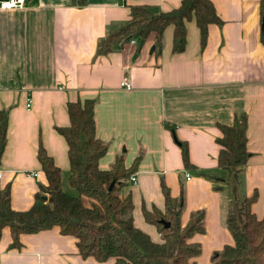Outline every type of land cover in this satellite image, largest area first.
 Here are the masks:
<instances>
[{
    "label": "crops",
    "instance_id": "1",
    "mask_svg": "<svg viewBox=\"0 0 264 264\" xmlns=\"http://www.w3.org/2000/svg\"><path fill=\"white\" fill-rule=\"evenodd\" d=\"M179 1L23 0L21 7L0 8V110L7 112L0 189L8 188L13 211L31 207L46 184L35 156L39 143L61 172V190L75 194L66 181V142L55 127L68 126L67 102L93 98L94 134L107 144L97 167L107 170L121 153L125 167L135 160V184L124 186L121 194L131 198L132 225L151 241L161 242L160 236L141 209L163 212V183L173 199L181 191L179 225L191 212L203 210V232L188 239L200 245L196 264H212L213 251L232 243L224 224L227 171L216 165L215 138L220 136L217 124H231L242 115L250 156L236 192L249 196L255 191L251 212L255 218L264 215V20L259 0H209L221 23L207 25L202 49L191 19L184 24L181 52H172V26L167 25L157 47L148 34L96 53L97 42L128 19L131 6L159 13ZM122 77L128 89L120 86ZM180 142L191 168L182 164ZM10 240V230L1 228L0 264H112V258L79 257L74 238L56 227L20 234L19 250L8 248ZM202 251L206 257L200 260Z\"/></svg>",
    "mask_w": 264,
    "mask_h": 264
},
{
    "label": "trees",
    "instance_id": "2",
    "mask_svg": "<svg viewBox=\"0 0 264 264\" xmlns=\"http://www.w3.org/2000/svg\"><path fill=\"white\" fill-rule=\"evenodd\" d=\"M73 1L82 4L85 0ZM259 1V16L263 21L264 0ZM191 19L199 32L202 49L207 25L221 23L209 0H180L175 8L159 13H152L147 7L131 6L128 19L97 42L96 53L103 55L132 38L141 41L148 34H153L157 47L167 25L172 26V52H181L186 35L184 24ZM93 103V98L67 102L68 126L55 127L66 142V181L74 195L61 190V172L40 143L35 156L46 184L39 187L40 194L34 196L32 206L13 211L8 188L0 189V229L6 226L10 230L8 248L20 249V234H35L56 227L61 235L74 238L77 254L82 258L92 257L99 262L112 258V264H196L194 258L198 256L200 245L188 239L203 232V210L191 212L186 222L179 225L181 191L178 199H173L161 183L163 212L155 207L150 211L141 209L145 222L156 227L161 242L151 241L147 234L133 226L131 198L129 193L121 194V191L129 184L126 178L135 171L136 163L134 160L125 167L121 153L114 157L107 170L97 167L107 144L95 137ZM6 119V109H1L0 156L6 143ZM217 128L220 136L215 138L219 147L216 165L227 171L225 187L230 196L224 224L232 243L213 251L210 261L212 264H264V215L255 218L250 208L257 193L252 191L249 196H239L236 192L240 173L250 156L245 147L246 119L242 115L231 124H217ZM178 145L183 166L191 168L185 143ZM162 222H168L167 227Z\"/></svg>",
    "mask_w": 264,
    "mask_h": 264
},
{
    "label": "built area",
    "instance_id": "3",
    "mask_svg": "<svg viewBox=\"0 0 264 264\" xmlns=\"http://www.w3.org/2000/svg\"><path fill=\"white\" fill-rule=\"evenodd\" d=\"M23 4V0H1L0 1V8H13V7H21ZM130 43L134 42V39L129 40ZM120 86H122L125 89L129 88L128 82L126 81L125 77L121 78ZM29 106V100L26 101L25 107ZM185 180L189 179V176L187 173L184 174ZM126 181L129 182V184H135V176L134 174H129L126 178Z\"/></svg>",
    "mask_w": 264,
    "mask_h": 264
},
{
    "label": "rangeland",
    "instance_id": "4",
    "mask_svg": "<svg viewBox=\"0 0 264 264\" xmlns=\"http://www.w3.org/2000/svg\"><path fill=\"white\" fill-rule=\"evenodd\" d=\"M227 190H228V189H227ZM200 254H201V256L199 257V258H200V260H202V258L206 257V254H205V252H204V251H202Z\"/></svg>",
    "mask_w": 264,
    "mask_h": 264
},
{
    "label": "water",
    "instance_id": "5",
    "mask_svg": "<svg viewBox=\"0 0 264 264\" xmlns=\"http://www.w3.org/2000/svg\"><path fill=\"white\" fill-rule=\"evenodd\" d=\"M112 183L109 185V188L111 187ZM163 223V226H166L167 227V224L168 222H162Z\"/></svg>",
    "mask_w": 264,
    "mask_h": 264
}]
</instances>
